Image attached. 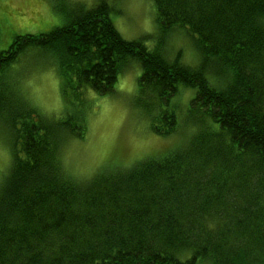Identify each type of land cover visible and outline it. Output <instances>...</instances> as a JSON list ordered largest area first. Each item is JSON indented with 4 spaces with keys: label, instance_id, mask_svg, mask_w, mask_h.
Wrapping results in <instances>:
<instances>
[{
    "label": "trees",
    "instance_id": "1",
    "mask_svg": "<svg viewBox=\"0 0 264 264\" xmlns=\"http://www.w3.org/2000/svg\"><path fill=\"white\" fill-rule=\"evenodd\" d=\"M101 2L0 51V119L15 133L0 188V264H264V0H154L160 30L195 42L197 66L126 40ZM34 46L56 55L64 96L108 94L136 61L161 135L178 126L175 96L193 89L187 111L202 118L199 134L125 173L79 182L55 156L63 135L84 136L85 122L46 121L4 83L18 51Z\"/></svg>",
    "mask_w": 264,
    "mask_h": 264
},
{
    "label": "rangeland",
    "instance_id": "2",
    "mask_svg": "<svg viewBox=\"0 0 264 264\" xmlns=\"http://www.w3.org/2000/svg\"><path fill=\"white\" fill-rule=\"evenodd\" d=\"M101 1L111 7V20L126 40L143 39L170 58L181 55L183 63L198 65L199 53L186 31L160 30L154 0H0V51L8 48L13 36L46 33L67 25ZM24 49L5 69L4 83L14 90L15 102L17 95L46 121L73 117L85 122L84 136L63 135L55 156L65 173L79 182H89L104 171L125 173L142 161L185 146L200 132L202 118L187 111L194 90L185 88L172 101L178 114L175 132L161 135L154 131L161 111L153 108L148 89L140 91L142 70L136 61L121 71L108 94L86 87L80 92L69 90L64 96L56 55L37 46ZM14 143L15 133L5 116L0 119V188L12 170Z\"/></svg>",
    "mask_w": 264,
    "mask_h": 264
}]
</instances>
